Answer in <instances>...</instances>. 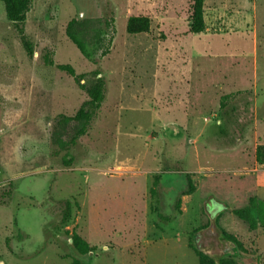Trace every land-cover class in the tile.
Masks as SVG:
<instances>
[{
    "label": "rangeland",
    "instance_id": "374dc122",
    "mask_svg": "<svg viewBox=\"0 0 264 264\" xmlns=\"http://www.w3.org/2000/svg\"><path fill=\"white\" fill-rule=\"evenodd\" d=\"M191 8L192 0H34L30 59L0 1V264H199L190 240L225 264H264V228L232 212L264 202V0H206L198 35ZM130 16L149 17L151 32L129 35ZM77 17L116 21L111 54L97 64L66 36ZM47 47L57 65L98 70L107 83L70 168L51 144L52 123L87 95L42 64ZM235 92L247 94L222 129L220 98ZM187 175L195 190L176 215ZM66 200L73 216L63 226ZM74 232L94 252L80 255Z\"/></svg>",
    "mask_w": 264,
    "mask_h": 264
},
{
    "label": "trees",
    "instance_id": "16d2710c",
    "mask_svg": "<svg viewBox=\"0 0 264 264\" xmlns=\"http://www.w3.org/2000/svg\"><path fill=\"white\" fill-rule=\"evenodd\" d=\"M6 11V17L14 28L18 38L24 47L28 57L33 59L36 53L35 45L26 34V23L28 14L32 11L34 0H0ZM205 1L192 0L191 16H190V34H202L206 30L205 21ZM152 21L147 16H130L127 23V32L129 35H142L151 32ZM116 21L114 17L101 18H74L66 28V36L78 48L81 54L90 62L97 64L103 58L111 54L114 40L116 37ZM56 51L54 47L45 48L39 54V60L47 68H58L60 71L69 75L80 90L87 95V100L81 105L73 116L64 114L54 118L50 133V141L56 153H64L63 165L70 168L74 164V160L69 153L74 149L79 140L88 134L93 122L102 104L106 98L107 83L100 71H93L88 74H78L71 65H57L55 62ZM247 92H235L223 95L219 101V117L220 128L225 129V125L233 118L235 109L229 106L239 97L246 95ZM257 161L264 163V146L257 149ZM189 189L182 191L175 204V214L180 215L181 197L193 194L195 187L192 183L190 175H187ZM161 178L157 177L155 188L152 195L159 198V187ZM65 211L63 214L62 225L67 226L72 221L73 205L70 200H66ZM158 202L153 207V212L159 213ZM233 214L241 219L249 222L251 229L258 227L264 228V202L254 197L249 201L246 208L233 210ZM161 215V214H160ZM220 230L221 238L229 245L239 246L237 239L222 229ZM72 247L82 256L89 255L94 252L95 248L79 234L74 232L70 237ZM190 248L196 253L199 264H225L222 260H217L208 253L193 247L190 240ZM73 264H81L78 259L73 260Z\"/></svg>",
    "mask_w": 264,
    "mask_h": 264
}]
</instances>
